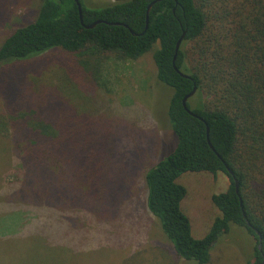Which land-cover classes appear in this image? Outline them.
<instances>
[{
	"label": "trees",
	"instance_id": "obj_1",
	"mask_svg": "<svg viewBox=\"0 0 264 264\" xmlns=\"http://www.w3.org/2000/svg\"><path fill=\"white\" fill-rule=\"evenodd\" d=\"M79 1L83 24L74 0H41L32 21L6 32L0 64L50 49L84 55L62 68L58 78L62 84L71 78L86 92L96 81L88 55L135 60L152 50L156 78L172 90L167 115L176 144L144 173L145 208L159 220L180 258L207 264L211 245L230 225H237L256 241L247 264H264V0H160L151 7L147 24L152 0H116L97 8ZM14 2L0 0V17ZM96 20L102 22L85 27ZM194 87L186 106L197 116L182 103ZM43 88H27L30 94L24 101L29 108L12 114L11 125L15 149L34 166L29 172L38 175L41 191L48 195V200L38 201L40 210L32 206L21 214L28 212L29 223L40 222L49 232L44 235L47 242L56 243L51 232L73 225L72 209L81 201L77 194L84 192L81 198L89 202H111L106 186L114 184V152L102 148L108 136L105 117L78 113L56 89ZM24 101L20 95L19 102ZM75 120L82 130L74 128ZM89 121L93 127L86 134L83 125ZM105 160L113 165L104 167ZM24 163L23 170L29 167ZM67 170L74 182H81L83 190L77 194L53 181L57 175L63 179ZM184 172L223 173L229 181L225 191L211 195L219 215L201 238L193 237L181 208L186 190L177 178Z\"/></svg>",
	"mask_w": 264,
	"mask_h": 264
},
{
	"label": "rangeland",
	"instance_id": "obj_2",
	"mask_svg": "<svg viewBox=\"0 0 264 264\" xmlns=\"http://www.w3.org/2000/svg\"><path fill=\"white\" fill-rule=\"evenodd\" d=\"M114 1L82 2L97 8ZM40 2L15 0L8 14L0 17V43L6 32L33 20ZM82 58L87 56L50 49L30 59L0 64V264H195L176 255L159 220L144 206V173L176 144L167 115L172 90L157 80L152 50L135 60L88 55L96 81L86 92L78 89L75 80L68 78L62 84L58 78L62 68ZM33 84L56 89L78 113L92 111L95 117H105L108 136L102 148L114 152V184L106 186V196L112 197L107 205L81 198L84 192L77 194L83 190L81 182H74L68 170L64 180L60 175L53 179L70 193L75 189L81 199L80 206L72 209L73 225L50 231L56 243L47 242L44 235L49 232L40 222L29 223L28 212L21 214L32 206L40 210L38 201L48 200L38 175L29 172L34 166L13 144L11 115L29 108L24 97ZM83 127L88 134L93 125L89 121ZM74 128L82 130V123L75 120ZM24 162L29 167L23 170ZM106 162L104 167L113 165ZM177 182L186 190L181 208L190 220L192 235L201 238L219 215L211 195L225 191L228 178L223 173L184 172ZM255 242L245 227L230 225L211 245L207 264H247Z\"/></svg>",
	"mask_w": 264,
	"mask_h": 264
},
{
	"label": "water",
	"instance_id": "obj_3",
	"mask_svg": "<svg viewBox=\"0 0 264 264\" xmlns=\"http://www.w3.org/2000/svg\"><path fill=\"white\" fill-rule=\"evenodd\" d=\"M74 1H75L76 5H77V9H78V12H79V18H80V21H81V23L83 24L81 3H80L79 0H74ZM158 1H160V0H152V1L147 5V8H146V24H147V22H148V13H149L151 7H152L156 2H158ZM99 22H102V21H101V20L93 21L92 23H90V24H88V25H85V27H86V28H92V27H94V26H95L97 23H99ZM182 38H183V34L181 35V37L179 38V40H178L177 43H176L175 51L178 50ZM175 57H176V54H175L174 57H173V62H174V60H175ZM173 66H174L175 70H176L178 73H180V74H181L182 76H184V77H187V75L184 74V73H182V72H181V71H180V70H179L174 64H173ZM194 92H195V87L192 89V91H191L190 93H188L187 95H185V96L183 97V99H182V103H183V106L185 107V109L187 110L188 113H190V114H192V115H194V116H197L196 114H194V113H193L189 108H187V106H186V101H187V99H188L189 97H191V96L194 94ZM209 144H210V142H209ZM210 145H211V144H210ZM211 147H212V146H211ZM212 148H213V147H212ZM227 169H228V171H229L230 173H232V171H231L229 168H227ZM235 190H236V192L238 191V181H237V180H235ZM240 204H241V201H240ZM248 225H249V223H248ZM259 238H260V237H259ZM260 247H261V243L259 242V243H258V248L260 249Z\"/></svg>",
	"mask_w": 264,
	"mask_h": 264
}]
</instances>
